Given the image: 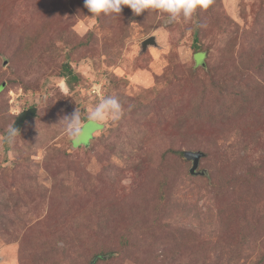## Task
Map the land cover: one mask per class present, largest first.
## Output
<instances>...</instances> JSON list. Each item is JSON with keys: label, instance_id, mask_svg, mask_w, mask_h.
<instances>
[{"label": "rangeland", "instance_id": "obj_1", "mask_svg": "<svg viewBox=\"0 0 264 264\" xmlns=\"http://www.w3.org/2000/svg\"><path fill=\"white\" fill-rule=\"evenodd\" d=\"M90 15L0 0V137L37 111L0 143V264H264V0ZM104 95L122 119L69 140L60 119Z\"/></svg>", "mask_w": 264, "mask_h": 264}, {"label": "clouds", "instance_id": "obj_2", "mask_svg": "<svg viewBox=\"0 0 264 264\" xmlns=\"http://www.w3.org/2000/svg\"><path fill=\"white\" fill-rule=\"evenodd\" d=\"M213 0H84V8L91 14L88 20H97L101 15L106 17L118 16L124 6L131 9L134 15L151 10L165 16L168 23L178 21L188 22L197 10H206ZM124 108L120 98L116 95H104L96 102L86 119L93 124L104 122H118L122 119ZM60 120L64 122V132L69 140L78 142L84 133L81 111L64 115ZM19 134L13 123L8 127L6 134L0 137V143L14 144Z\"/></svg>", "mask_w": 264, "mask_h": 264}, {"label": "water", "instance_id": "obj_3", "mask_svg": "<svg viewBox=\"0 0 264 264\" xmlns=\"http://www.w3.org/2000/svg\"><path fill=\"white\" fill-rule=\"evenodd\" d=\"M155 44V39L153 36H150L146 38L144 41H142L141 45L142 48H145L147 45H153ZM198 62H201V60H197ZM5 86V83L2 82L0 84V89H2ZM36 107L31 106L27 109L22 110L14 119L13 126L18 129V131L22 128L23 124L26 121H29L32 117L36 115ZM204 155V153L200 150H184L183 151V157L186 160L191 161V166L189 169L190 174L196 175V174H203L204 172L198 171V165L200 158Z\"/></svg>", "mask_w": 264, "mask_h": 264}, {"label": "trees", "instance_id": "obj_4", "mask_svg": "<svg viewBox=\"0 0 264 264\" xmlns=\"http://www.w3.org/2000/svg\"><path fill=\"white\" fill-rule=\"evenodd\" d=\"M197 42V39L196 38H194V40H193V45H194V47H196L195 45V43ZM61 70H62V76L66 79L65 81H66V83L68 84V85H71V82L72 81H77V79H78V77H77V75L73 72V70L71 69V67L69 66V64L68 63H64V64H62V68H61ZM86 120V118H84L83 119V121H85ZM165 178V177H164ZM165 180V179H164ZM164 192H165V190L163 189V185L161 186V195H160V197H161V199L163 200L164 199V197H165V194H164Z\"/></svg>", "mask_w": 264, "mask_h": 264}, {"label": "crops", "instance_id": "obj_5", "mask_svg": "<svg viewBox=\"0 0 264 264\" xmlns=\"http://www.w3.org/2000/svg\"><path fill=\"white\" fill-rule=\"evenodd\" d=\"M100 132H101V129L94 130L93 135L95 136V135L99 134Z\"/></svg>", "mask_w": 264, "mask_h": 264}, {"label": "built area", "instance_id": "obj_6", "mask_svg": "<svg viewBox=\"0 0 264 264\" xmlns=\"http://www.w3.org/2000/svg\"><path fill=\"white\" fill-rule=\"evenodd\" d=\"M92 92H95V91L92 90Z\"/></svg>", "mask_w": 264, "mask_h": 264}]
</instances>
